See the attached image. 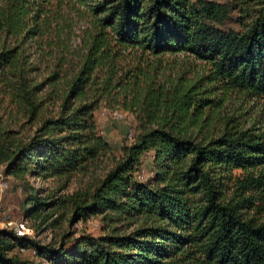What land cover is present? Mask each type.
<instances>
[{
    "label": "trees",
    "instance_id": "1",
    "mask_svg": "<svg viewBox=\"0 0 264 264\" xmlns=\"http://www.w3.org/2000/svg\"><path fill=\"white\" fill-rule=\"evenodd\" d=\"M236 94L264 105V0H0V168L30 231L0 227V264H264V132ZM100 109L133 119L117 151Z\"/></svg>",
    "mask_w": 264,
    "mask_h": 264
},
{
    "label": "rangeland",
    "instance_id": "2",
    "mask_svg": "<svg viewBox=\"0 0 264 264\" xmlns=\"http://www.w3.org/2000/svg\"><path fill=\"white\" fill-rule=\"evenodd\" d=\"M79 26V25H78ZM74 32L73 42H76L75 36H78V28H72ZM162 60L170 65V69L174 67L179 72L186 70H201L202 64L192 60V58L182 55L164 56ZM175 71V69H174ZM186 72V73H187ZM188 77L191 74H187ZM186 76V75H185ZM240 95H231L230 100L226 104V109L229 112L234 111V114L241 117L242 120L248 121L252 124L253 128L258 130L257 132H264V105L257 100L250 99L249 97H243ZM118 113L120 118L116 119L114 115ZM97 127L105 139V141L112 147L114 151L118 150V147L122 142H129L132 135L133 119L130 115L120 113L116 111H107L100 109L96 113ZM150 170V158L147 156L143 162L141 171L139 172V179H145ZM31 185L35 188L40 187L41 184L38 181L31 180ZM25 198V194L20 186H17L10 178L4 177L0 168V227L5 223H8L10 227L18 228L22 223V202ZM73 229H82L88 233L96 234L98 225L94 219H89L84 224H76ZM48 233H44L38 237L41 241H46ZM23 256L30 257L29 254L24 253ZM43 264V263H41Z\"/></svg>",
    "mask_w": 264,
    "mask_h": 264
},
{
    "label": "built area",
    "instance_id": "3",
    "mask_svg": "<svg viewBox=\"0 0 264 264\" xmlns=\"http://www.w3.org/2000/svg\"><path fill=\"white\" fill-rule=\"evenodd\" d=\"M114 117H115L116 119H118V118H120V115H119L118 113H116V114L114 115ZM4 226H9V224H8V223H5V224L2 225L1 227H4ZM14 229H15V231L17 232L18 235H23V234H28V235H29V234H30V231L27 230V229H25L22 223L19 224L18 228H14Z\"/></svg>",
    "mask_w": 264,
    "mask_h": 264
}]
</instances>
